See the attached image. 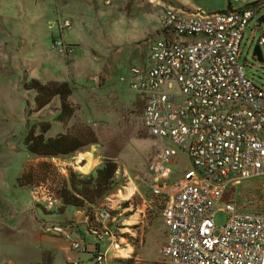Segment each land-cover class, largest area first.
<instances>
[{"label": "built area", "instance_id": "1", "mask_svg": "<svg viewBox=\"0 0 264 264\" xmlns=\"http://www.w3.org/2000/svg\"><path fill=\"white\" fill-rule=\"evenodd\" d=\"M261 8L186 12L163 4L160 18L170 36L152 43L150 67L131 69L132 88L145 93L143 120L155 140L149 175L139 181L164 199L162 256L168 264H264V213L223 200L230 185L264 176V88L238 62L244 32ZM70 25V20L63 23ZM254 41L252 35L250 44ZM256 42L263 45L264 36ZM52 47L67 55L74 51L62 38ZM180 151L191 167L168 183ZM221 203L227 218L217 226L214 217ZM110 220L111 206L97 207L93 221L88 217L89 234L97 243L109 236L110 248L116 250L119 242L107 226ZM46 228L75 250H91L96 264L105 262L106 253L90 249L68 225Z\"/></svg>", "mask_w": 264, "mask_h": 264}, {"label": "rangeland", "instance_id": "2", "mask_svg": "<svg viewBox=\"0 0 264 264\" xmlns=\"http://www.w3.org/2000/svg\"><path fill=\"white\" fill-rule=\"evenodd\" d=\"M46 1L38 0L48 8ZM12 3L14 5H11ZM218 3L219 0H213V6ZM25 4L31 6L32 2L30 0H0V31L2 27L6 31L5 35L0 34V201L3 202H0V207L5 211L8 209L11 218L14 214L26 213L33 216L35 220L34 212L38 218L59 217V213L55 212L57 215L47 213L49 209L53 211L50 197L55 201L54 195L59 188V177H63L67 172V170L63 171V168L66 169L70 163L75 167L74 169L86 173L80 168V165L85 164L86 158L81 160L79 154L94 150L95 158L92 159V165L98 161L102 163L110 157L119 166L117 179L120 184L112 195V201L109 200L112 220L107 223L110 230H113L115 240L119 242V248L116 251L121 257L127 259V264H168L161 255L165 240L162 216L164 199L160 194L150 193L141 182L136 181L139 177L149 175L147 167L153 156L155 143L145 127L142 104L137 106L135 113L124 111L120 114L104 115L100 112L103 111V107H94L98 111L95 114L90 112L91 108L88 107L85 113L75 112L72 118L74 125L69 131L83 137L87 143L89 141H95V143H88L73 153L56 157H37L28 154L25 149L23 142L29 131V125H37L40 112L35 111V91L25 89L24 80L29 79L30 76H39L42 73L41 70L47 75L56 72L49 66L50 61L45 59L44 38L41 39L38 35L36 38L31 36L33 29L39 30V27L35 26L37 21L31 24L24 15ZM43 10L44 8H39V12L49 13L50 11ZM262 26L263 29L256 30L254 34V43L250 44L246 39L243 40L242 55L238 62L246 76L264 88V44L261 45L263 60L259 61L253 56L256 40L264 36V22ZM23 30L27 33L22 32ZM248 32L249 29L246 36ZM9 46L16 48L13 49L12 55L9 52L12 50L8 48ZM50 47L49 53L54 56L52 52L57 53V51L52 45H49L48 49ZM10 56L14 57L12 64L6 63L7 57L10 58ZM43 63L46 65L43 66ZM56 106L57 104H48L43 109L44 112H41V119L49 120ZM111 110L114 111V107ZM88 118L89 129L87 126L77 125L82 120L83 124H86ZM188 163L190 160L187 156L179 155L177 168L181 170ZM27 169L30 177L26 180L32 185L29 188L19 186L16 179L19 170L21 173L22 170L27 171ZM39 185L41 187L32 194L31 188ZM49 185L52 189L48 188ZM129 186L134 187L131 195H128ZM229 199L242 210L264 213V176L250 177L238 184L230 185L224 193L223 200ZM126 201L133 205L132 208H129L131 205L128 204V209L123 208ZM222 207L223 203L219 205L215 213L214 220L217 226L226 222L227 212ZM91 238L94 242L97 241L94 236ZM83 240L86 241L84 238ZM67 241L62 240L63 248L58 251L53 264H71L66 261L64 254L73 256L72 261L75 264H96L91 251L75 250ZM99 243L103 245V249L110 248L109 236L106 235ZM25 245L24 249L21 242L11 239L9 245H4L5 247L0 250L2 253L0 264H34L29 257H34L40 244L28 239ZM126 252L127 255L123 254Z\"/></svg>", "mask_w": 264, "mask_h": 264}, {"label": "crops", "instance_id": "3", "mask_svg": "<svg viewBox=\"0 0 264 264\" xmlns=\"http://www.w3.org/2000/svg\"><path fill=\"white\" fill-rule=\"evenodd\" d=\"M30 1L32 5L25 4L26 13L24 15L31 24L37 21L35 26L39 27V30L33 29L31 36L36 38L38 35L41 39L44 38L46 42L45 59L50 61L49 66L55 69L56 72L47 75L41 70L42 73L39 76L25 78L23 86L34 79L43 84H65L67 89L71 91V94L67 97L69 107L73 109L71 117L62 110L61 99L58 96L51 101L57 106L49 120L41 119V112H44V110L40 111L37 125L48 123L50 128L47 137L51 138L67 133L75 135L69 131L74 125L73 115H75V112L85 113L87 111L86 107L91 108L90 112L93 114L98 112L94 107H103V111L100 112L104 115L120 114L124 111L135 113L137 106L140 104L144 108L145 93L132 88L131 83L135 80V76L131 69L133 67H150L152 65V43L155 40L170 36L162 25L160 18L161 5L168 4L186 12H196L198 10L215 12L260 5L262 6L260 17H256L244 32V39L249 42L256 30L263 29L262 24L264 22V0H219V3L215 6H213V0H43L48 4V8L38 0ZM11 5H14V3ZM39 8H44L43 11L48 9L50 11L49 13L39 12ZM19 9L21 10V7ZM65 20H70L71 25L63 26ZM4 29L2 27L0 34L5 35L4 32L6 31ZM248 29L249 32L246 36ZM22 32L26 31L23 30ZM8 34L10 35V33ZM60 38L68 45L73 46L74 51L72 54L67 55L57 50V53L51 51L54 56L49 53L51 50V47L48 49L49 45ZM8 48L12 49L9 50L12 55L13 49L16 48L14 46ZM13 61V56L6 59V63L9 64H12ZM42 65L45 66L46 64L43 63ZM15 73L19 72L15 71ZM112 107H114V111L111 110ZM83 123L82 120L77 125L87 126L89 129V118L86 124ZM81 153L91 154V166L84 172L88 173L100 164V161H98L92 165V159L95 158L94 150ZM179 155L188 157L184 151H180L174 158L170 166L171 174L166 179L168 183H173L179 179L184 171L191 167L190 162L186 167L179 170L177 168ZM85 157L87 155H84L83 160ZM86 159L88 160V157ZM69 168L74 169L75 167L68 163V167L63 168V171L67 170L65 176L68 174ZM20 170L16 179L19 186L25 187L22 185L24 182L21 180L23 177H27L29 171L28 169L27 171L22 170L20 173ZM2 179L4 180V177ZM136 181L139 180L136 179ZM112 195L107 197L104 203L109 204V200L112 201ZM130 205L129 208H132L133 205ZM123 208L126 209L127 207ZM55 212V209L53 211L49 209L47 214L57 215L58 213ZM60 213L58 214L59 217H50L51 219L49 217L38 218L35 212V220H33V216L26 213L14 214L11 218L9 210L6 209L5 211L0 207V250L5 247L4 245L8 246L11 239L12 241L21 242L22 248L25 249V243L29 239L40 244L34 257H29L30 261L34 264H53L58 251L63 248L62 240L65 242L67 240L48 231L46 225L59 222L70 225L69 227L72 228L75 236L86 239L90 249L97 245L99 250L105 252L106 260L103 264H127V259L121 257L116 250L109 247L103 249L101 243L92 240V235L87 231L89 222L85 208L67 207ZM43 223L47 224L43 226ZM111 232L113 233L112 229ZM127 252L123 254L127 255ZM63 256L66 261L75 264L72 261L73 256L69 254ZM77 259L81 260L80 258ZM1 260L2 253H0V262Z\"/></svg>", "mask_w": 264, "mask_h": 264}, {"label": "trees", "instance_id": "4", "mask_svg": "<svg viewBox=\"0 0 264 264\" xmlns=\"http://www.w3.org/2000/svg\"><path fill=\"white\" fill-rule=\"evenodd\" d=\"M24 88L35 91V111L40 112L45 109L58 96L61 99L62 110L68 116H72L73 109L69 107L67 102V97L71 94V91L67 89L65 84H43L31 79L29 83L24 84ZM49 128L50 125L48 123H41L36 126L29 125V131L24 140V147L28 154L37 157H56L73 153L88 143H95V141H89L87 143L83 137L71 135L70 133L62 134L54 138L47 137ZM118 172L119 166L117 162L110 157H107V159L89 173H81L78 170L69 168L66 176L59 177V188L54 195L56 200L55 205L53 204L51 207L59 214L67 207L85 208L89 219L93 221L94 210L104 204L105 199L112 195L118 188L120 184L117 179ZM29 174L21 180L24 182L22 185L27 188L32 186L26 180L30 177ZM38 187L41 186L32 187L31 192ZM48 188L52 189V186L49 185ZM124 204V207H128L127 204L130 206L131 203L126 201ZM87 231L90 233L89 227ZM96 250H98L97 245Z\"/></svg>", "mask_w": 264, "mask_h": 264}, {"label": "bare ground", "instance_id": "5", "mask_svg": "<svg viewBox=\"0 0 264 264\" xmlns=\"http://www.w3.org/2000/svg\"><path fill=\"white\" fill-rule=\"evenodd\" d=\"M84 155H87V157H88V160H87V162L84 164V165H80V168L81 169H83V170H87L90 166H91V154H80V159L82 160L83 159V157H84ZM87 157H85V158H87ZM128 195H131L132 194V191L134 190V187L133 186H129L128 187Z\"/></svg>", "mask_w": 264, "mask_h": 264}, {"label": "water", "instance_id": "6", "mask_svg": "<svg viewBox=\"0 0 264 264\" xmlns=\"http://www.w3.org/2000/svg\"><path fill=\"white\" fill-rule=\"evenodd\" d=\"M253 56L259 61L263 60V54H262V49H261L260 44L255 45V47L253 49Z\"/></svg>", "mask_w": 264, "mask_h": 264}]
</instances>
